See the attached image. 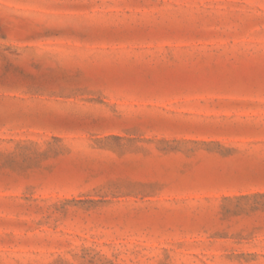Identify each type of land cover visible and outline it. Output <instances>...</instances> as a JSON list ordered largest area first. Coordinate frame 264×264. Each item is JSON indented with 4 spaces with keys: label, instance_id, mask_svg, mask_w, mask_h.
Returning a JSON list of instances; mask_svg holds the SVG:
<instances>
[{
    "label": "rangeland",
    "instance_id": "1",
    "mask_svg": "<svg viewBox=\"0 0 264 264\" xmlns=\"http://www.w3.org/2000/svg\"><path fill=\"white\" fill-rule=\"evenodd\" d=\"M0 264H264V0H0Z\"/></svg>",
    "mask_w": 264,
    "mask_h": 264
}]
</instances>
